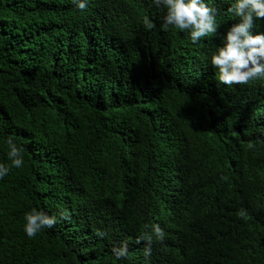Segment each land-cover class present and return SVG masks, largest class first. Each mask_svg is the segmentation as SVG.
<instances>
[{"label":"trees","instance_id":"16d2710c","mask_svg":"<svg viewBox=\"0 0 264 264\" xmlns=\"http://www.w3.org/2000/svg\"><path fill=\"white\" fill-rule=\"evenodd\" d=\"M211 2L217 33L192 43L150 0H0V162L8 135L24 148L0 179V264H145L152 223L150 264H264V79L217 81L236 20ZM31 207L57 223L30 238Z\"/></svg>","mask_w":264,"mask_h":264},{"label":"clouds","instance_id":"9594fccd","mask_svg":"<svg viewBox=\"0 0 264 264\" xmlns=\"http://www.w3.org/2000/svg\"><path fill=\"white\" fill-rule=\"evenodd\" d=\"M76 8H87V0H73ZM150 5L164 9L161 17V28L167 30L169 26L187 32L192 43H197L209 34H216L218 9L211 0H150ZM227 12L236 20L226 33L221 36V43L212 51L209 61L216 69V79L226 85H247L249 82L264 79V32H253L254 21L264 18V0H229ZM238 18V19H237ZM142 23L146 29H153L155 22L145 14ZM6 153L9 163L0 162V179L11 171V167L20 168L24 163V148L17 144L13 135L6 137ZM249 147H252L250 144ZM247 210L238 209L237 215L247 216ZM66 216L65 212L60 213ZM57 223V215L50 214L39 207H31L24 212L23 230L28 237L52 228ZM144 231L137 237L145 241L143 256L145 264H150L148 258L152 255L153 241H163L165 229L159 223L145 224ZM96 235L107 237L108 232L97 229ZM112 254L116 259L127 258L129 243L121 240L112 246Z\"/></svg>","mask_w":264,"mask_h":264}]
</instances>
